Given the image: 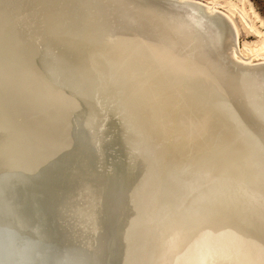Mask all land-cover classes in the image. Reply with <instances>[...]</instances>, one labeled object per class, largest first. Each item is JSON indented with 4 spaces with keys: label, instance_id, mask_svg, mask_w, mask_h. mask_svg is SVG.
Listing matches in <instances>:
<instances>
[{
    "label": "water",
    "instance_id": "1",
    "mask_svg": "<svg viewBox=\"0 0 264 264\" xmlns=\"http://www.w3.org/2000/svg\"><path fill=\"white\" fill-rule=\"evenodd\" d=\"M32 1L50 3L56 8V14L66 26L64 33L59 37L60 40L74 42L89 28L88 32L92 35L85 42L94 46L91 51L102 50L106 63L100 70L88 71L86 84L80 88L73 83L62 82L63 79L61 81L60 76L53 74L46 63L41 64V69L34 63L24 62L25 59L20 56L24 64L46 80L56 92L61 91V96L65 94L72 98L69 106L66 101L57 100L63 105L62 111L70 118L69 122H74L73 130L64 136L69 139L71 135L69 141L72 140L76 145L74 153H78L77 157L80 159V175L90 179V174L95 173L102 178L99 190L93 189L97 186L96 183L84 188L90 189L87 200L88 207L94 212L92 217L101 212L106 225L107 220L113 219L110 238L106 239L109 245L112 243L114 256L109 258L108 264H120L121 256L126 257L129 254L131 246L129 243L124 244L123 239L129 240L125 219L131 208L128 200L134 191L139 193V198L141 195L144 199L152 188L160 187L162 191L166 189L172 193L168 196L169 207L175 203L174 191L176 196L186 192L191 195V199L186 204L185 211L196 212L197 209L190 210L192 203L194 200H202L194 199V193L200 194V189L208 184L203 181L201 172L208 165L219 161L221 163L217 167V183L221 184L223 181L227 184L239 180L238 184L257 185L256 187L260 188L255 172L259 165L260 151L264 153V134L259 132V127L264 122V67H249L233 62L222 53L220 46L218 49L216 43L217 48L212 53L206 52L207 48L203 47L205 55H210L204 62L203 57L202 60L191 58L198 60L197 62L179 59L183 57V53L175 52L179 57L176 58L172 53L171 62L174 63H171L169 70L161 76L155 77L135 66L131 74L127 72L124 58L118 48L112 46L118 45L117 42L118 47L123 46L120 45L122 41L130 44L129 37L146 34L145 26H153L155 31L154 26L160 25L159 21L166 17L163 12L166 7L186 11L195 24L209 31L212 37H220L222 34L216 17L192 4L172 0ZM65 14L68 18L75 17V21L71 23V20L63 19ZM74 23L81 25L75 27ZM38 25L43 27L41 22ZM48 29L53 28L48 26ZM156 32L161 42L172 51L175 49L174 45L180 42L177 37L182 36L173 30L169 35L167 32H159V29H156ZM39 37L40 35L36 41L37 45L40 42ZM219 40H222V37ZM170 42L173 49L170 48ZM162 50L161 54L165 58L169 57L166 51ZM137 57L139 63L148 66L152 61L145 54ZM252 74L260 75L261 80L257 84L251 80ZM240 94L245 96V99L240 98ZM108 108L113 110L115 127L110 126ZM26 116L33 118L30 114ZM78 118L85 119L83 127L78 125ZM115 177H119L118 183L125 191L121 192L126 195L128 203L112 209L110 201L103 199L102 195L105 193L104 184L107 182L108 187H111L112 182H116ZM128 185L129 188L132 186V192ZM76 193L71 194L73 200L77 199ZM117 195H120L119 190ZM223 203L222 198L218 199L216 204L212 203V207L221 206ZM233 207L242 208L238 202ZM217 210L223 209L217 207ZM237 213L238 211L230 212L231 216ZM243 215L197 226L192 229L189 237L179 239L181 246L175 253H184L187 245L199 234H206L209 238L225 234L227 237L234 235L244 242L264 249L261 227L260 230L254 228L255 224L249 225L250 227L242 224ZM181 216L184 217L183 212ZM69 219L73 222L78 220ZM69 219L68 222L55 224L67 230L70 227L66 225ZM96 220L93 219V223ZM79 227L84 230L82 225ZM81 237L85 240V236ZM140 238H145L146 242L133 239L134 248L139 250V254L137 256L134 252L137 258H133L132 263L163 264L160 262V256L158 260L156 258L157 263L152 262L156 252L152 231L143 233Z\"/></svg>",
    "mask_w": 264,
    "mask_h": 264
},
{
    "label": "bare ground",
    "instance_id": "2",
    "mask_svg": "<svg viewBox=\"0 0 264 264\" xmlns=\"http://www.w3.org/2000/svg\"><path fill=\"white\" fill-rule=\"evenodd\" d=\"M172 1L193 3L201 6L200 10L203 12L219 14L225 19L227 27L217 25L222 34L220 37H212L205 28L197 26L186 11L171 7L164 8L166 17L160 20L162 23H183L211 53L222 42V46L232 56L229 58L231 61L235 60L246 66L264 65V42L258 43L259 49L256 53H252V45V51L248 53L236 44L240 37L236 15L249 28L255 30V33L264 37V31L255 27L252 15L255 13L251 11V6L245 9L231 2L222 5L209 0ZM4 3L5 0H0V264H108L109 258L114 256L112 243L109 245L107 242L110 238L109 232L113 229V219L107 220L106 225L101 212L92 217L94 212L88 207L87 200L90 189H85L86 186L96 183L97 186L93 189L99 190L102 178L95 173L90 174V179L80 175V159L77 157L78 153H74L76 145L72 140L69 141L71 135L69 139L64 136L73 130V121L69 122L70 118L63 113V105L59 101H66L69 106L72 98L65 94L61 96V91L56 92L46 80L24 64L29 61L36 65L37 52L45 48L51 40L42 37L37 45L35 38L14 28L10 24ZM144 29L146 34L129 37L130 44L122 41L120 45L123 46L118 47L119 42L112 46L118 48L124 58L127 72L133 74L132 68L135 66L159 77L172 66L173 57L166 50L171 59L161 54L164 48L156 40L153 27L145 26ZM221 37L222 40H219ZM142 54L152 59L149 66L138 62L137 56ZM20 56L25 59L24 62ZM251 76L256 84L261 80L258 74ZM62 82L69 83L70 80L63 79ZM239 96L245 99L242 94ZM26 114L33 118H28ZM77 122L83 127L85 119L78 118ZM259 128V132L264 134V122ZM220 163L210 164L202 170L203 181L208 184L200 189V194L194 193V199L200 198L202 201H193L190 210L197 211H190V219L182 217L179 212L191 199V195L186 192L176 196L174 191L175 203L169 207L168 196L172 193L166 189L162 191L160 187L152 188L144 199L141 195L139 198V193L134 191L128 200L121 192V185L117 180L119 177H115L116 182H112L111 187H108L107 182L104 184L106 187L102 196L110 201L112 209L117 206L119 208L128 201L131 203L125 219L129 240L123 239V243H129L131 247L126 257L121 256L120 264H131L132 259L137 258L139 250L134 248L133 239L146 242L145 238L140 237L150 231L156 245L152 262L157 263L160 256V259L166 257L163 264H168L171 260L170 264H264V249L234 235L227 237V234L211 238L206 234H199L187 245L184 253H175L181 246L179 239L189 237L192 229L205 222L227 220L235 215L244 214L241 218L242 224H255L254 228L261 227L264 234V184H261L264 182V153L260 151L259 165L255 172L260 188L257 185L238 184L239 180L227 184L223 181L221 184L217 183V167ZM142 186L141 184V188ZM169 186L172 187L171 184ZM128 189L132 192V186L129 188L128 185ZM117 190L120 195L116 196ZM74 192H77L75 200L71 197ZM221 198L224 203L217 207L223 210L213 208L212 203L216 204ZM236 202L242 208H234ZM234 211L238 213L231 216L230 212ZM248 217L250 219H246ZM69 218L78 220L74 219L77 222H73ZM68 219L69 223L66 225L70 227L67 230L55 224L68 222ZM93 219H97L95 223ZM81 225L84 230L79 227ZM81 236H85V240ZM144 249L146 250L145 246ZM107 250L110 251L106 253Z\"/></svg>",
    "mask_w": 264,
    "mask_h": 264
},
{
    "label": "rangeland",
    "instance_id": "3",
    "mask_svg": "<svg viewBox=\"0 0 264 264\" xmlns=\"http://www.w3.org/2000/svg\"><path fill=\"white\" fill-rule=\"evenodd\" d=\"M204 1H208V0H204ZM209 1H217L219 4L222 3V5H227V3L231 2V3H235L237 6H243L245 7V9H248L250 8L249 6H251L250 8L251 11L253 10V12L258 15L257 16L255 14H252L254 15L255 27H257V29L260 31H264V0H209ZM5 2L6 3L4 4L7 7L9 13L10 24L13 25L14 28L25 32L29 36L35 38L36 41L39 35H40L39 37L40 39L42 37H47L51 40L49 41V43H47L45 48L40 49L37 52L38 55L36 57L37 58L36 65L39 68L42 69L41 64L46 63L48 69L52 72L54 71L53 74L54 73L57 74L62 79L70 80V82L73 83L74 85L83 88L86 84L85 81L88 77L87 74L91 70H96V69L100 70L105 67L106 63L102 56V50L96 49L91 51V48L94 46L88 45L85 42L87 39L91 38L92 35L90 32H88L89 28L88 31H84L82 33L80 39L77 38V40H75L74 42L60 40L59 37H61L62 33H64L66 26L63 23V21L60 20L59 15L56 14L57 12L56 8L52 6L50 3L49 4L43 2L40 3L38 1H32V0H5ZM193 5L201 9V6L196 4ZM213 16L216 17L215 20L217 25H219L222 28L227 27V24H225V19L221 15L215 14ZM63 17H64L63 19H69V21L71 20V23H73L76 19L75 17L68 18L66 14ZM235 18H237L236 22L238 23L240 29L239 30L240 37L238 36L239 37L237 38L238 41H236L238 47L241 46L243 50L247 51L248 53H250L252 50H253L252 53H256V51L258 52L260 41L261 43L264 42L263 35L255 33V30L249 28V26H247L243 22V20L241 21L238 15H236ZM39 22L42 23L43 27H40L38 25ZM159 23L160 25L157 24V26H154L156 29H159V32H163V33L167 32L169 35L171 33L170 31L173 30V31H177L178 34L182 35L180 37H177V39H179L180 42H177L174 45L175 49H173L172 43L171 42L169 43L170 48L173 49L172 51L169 48H167V45L161 42L162 40L158 36L156 29L155 31L154 29H152L156 37V40L159 42L160 46H162L164 50L170 53L171 56L172 53L174 54L175 52H177L176 54L183 53V57L179 59L182 60L186 59L188 61L193 60L195 62H197L198 60L191 58L196 57L202 60L203 57L202 62H204L206 60L205 58H208L210 56L209 54L205 55L203 47L206 48V46L203 45L198 39H196V37L193 36V34L188 30L189 28L186 27L183 23L181 25H176L173 24L172 22L165 25L164 23H162V21H159ZM80 25L81 24L74 23L75 27H80ZM48 26L53 29H48ZM41 28L44 30H42ZM37 31L39 32V34ZM251 45L253 47H251ZM219 46L222 53L224 52L223 54L231 59L232 56H230V52L228 51L227 48L222 46V42L219 43ZM250 47L252 48V50ZM205 51L211 53L207 49ZM174 56H176V58L179 57L175 54ZM234 62L236 61L234 60ZM249 67H264V65L261 64V65L249 66ZM108 111L110 116L109 120H111L110 126L115 127L116 121L115 118L113 117V110L111 108H108ZM179 212L180 215L183 212V216L186 219H190L189 210L185 211V208H182L180 209ZM165 258L166 257L160 259V262L161 263L164 262Z\"/></svg>",
    "mask_w": 264,
    "mask_h": 264
}]
</instances>
